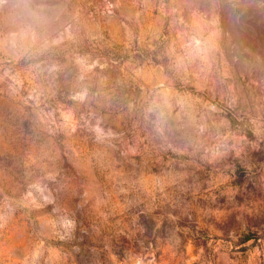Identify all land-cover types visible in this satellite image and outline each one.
<instances>
[{"label":"rangeland","instance_id":"1","mask_svg":"<svg viewBox=\"0 0 264 264\" xmlns=\"http://www.w3.org/2000/svg\"><path fill=\"white\" fill-rule=\"evenodd\" d=\"M0 264H264V0H0Z\"/></svg>","mask_w":264,"mask_h":264}]
</instances>
